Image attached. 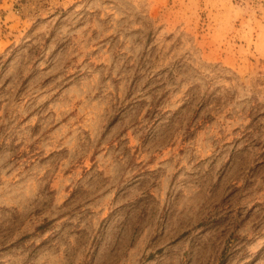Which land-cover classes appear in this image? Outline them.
Masks as SVG:
<instances>
[{
  "label": "rangeland",
  "instance_id": "374dc122",
  "mask_svg": "<svg viewBox=\"0 0 264 264\" xmlns=\"http://www.w3.org/2000/svg\"><path fill=\"white\" fill-rule=\"evenodd\" d=\"M0 264H264V0H0Z\"/></svg>",
  "mask_w": 264,
  "mask_h": 264
}]
</instances>
